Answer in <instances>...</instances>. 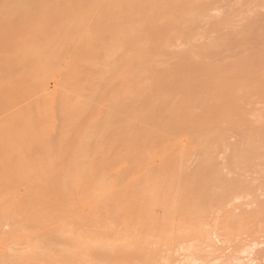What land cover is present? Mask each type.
<instances>
[{"label": "bare ground", "instance_id": "obj_1", "mask_svg": "<svg viewBox=\"0 0 264 264\" xmlns=\"http://www.w3.org/2000/svg\"><path fill=\"white\" fill-rule=\"evenodd\" d=\"M213 1L0 0V264H23V242L29 255L155 264L161 242L174 253L171 223L204 245L203 218L252 196L230 176L262 162L264 137L240 129L263 124L264 36L258 52L231 55L259 20L224 12L248 28L211 24ZM229 132L242 136L230 151ZM153 210L171 227L155 242L143 230Z\"/></svg>", "mask_w": 264, "mask_h": 264}, {"label": "rangeland", "instance_id": "obj_2", "mask_svg": "<svg viewBox=\"0 0 264 264\" xmlns=\"http://www.w3.org/2000/svg\"><path fill=\"white\" fill-rule=\"evenodd\" d=\"M220 0H214L213 2L214 3H216V6L218 5V4H220V2H219ZM224 1V0H223ZM222 0H221V4L220 5H218L216 8H215V4H214V6H213V8L211 7L210 8V10H213L214 9V11L212 12L213 14H211V12H210V16L212 17V16H214L215 18H211V20H210V22H211V24H213L214 23V21H216V23H217V21H220L221 20V22H223V17H224V22H226V20H228L229 22H230V24H232L233 22H231L232 20L231 19H226L225 20V16H227L226 14L228 13H230L231 12V14L234 16V14H235V16H238L239 15V13L242 11L243 13H244V11L246 12H248V14L249 15H247L250 19L248 20V21H250V23H251V19L253 20L254 18L255 19H257V21L259 20V23L257 24V23H254V30H252V31H248L247 30V32L249 33L247 36H245V34L244 33H241L244 37H245V39H238V41H239V43H241L242 45L244 44V42H245V44H247V46L245 45H243L244 47H246L245 49L242 47V45H241V47L242 48H238V47H240V46H237L236 47V45L238 44L239 45V43H238V41H237V39L236 40H231V43L234 45L235 44V48L233 49L232 48V46L233 45H231V49L229 48L228 50H230V53H231V55H234V54H236V55H240V54H243L242 56H244V55H247V52H248V55H250V54H254V53H256V52H258V50H260V48H258V44H259V40L260 39H263V38H261V36H264V19L262 18V16L264 17V0H246V1H248V6H246V4H245V9H244V7H242L243 6V4H244V2H242L241 0V2H238V0L236 1V0H228L229 2H230V6H229V9H228V7L226 8V6L227 5H229V3H228V1L227 0H225L224 2H223ZM231 1H233V4H231ZM245 1V0H244ZM212 2V3H213ZM217 2H219V3H217ZM224 3H225V8H224ZM258 4V6L260 7V5H262L260 8L259 7H257V8H259V9H257L256 8V6H257V4ZM249 4H251L250 6H249ZM232 5L235 7L236 6V9H237V12H236V10L235 11H233V9H235V8H233L232 7ZM237 5H239L238 7L239 8H237ZM252 5H255V6H253V7H251ZM211 6V5H210ZM220 6V7H219ZM219 7V9H217ZM230 7H231V10H230ZM249 7V8H248ZM250 7H251V10H250ZM242 8V9H241ZM256 11L255 13H253V9ZM256 8V9H255ZM239 9V10H238ZM241 9V10H240ZM244 9V10H243ZM252 12V14H251V12ZM216 11V12H215ZM228 11V12H227ZM234 13H233V12ZM257 11H258V14H257ZM221 12L223 13V15H224V12L226 13L224 16H221ZM236 12V13H235ZM250 12V13H249ZM259 12H260V14H261V16L259 15ZM215 13V14H214ZM237 13H238V15H237ZM244 14H246V13H244ZM251 14V15H250ZM254 14V15H253ZM255 14H256V17H258L259 16V18H256L255 17ZM231 15V16H232ZM217 16H218V18H217ZM219 16H220V19H219ZM233 16H232V18H233ZM247 16H242V17H244L245 19L243 20L244 21V23H243V21H240L241 20V16H240V19H238L239 20V23L240 22H242L240 25H239V23L237 24V25H235V21H236V18H238V17H236V18H233V20L235 19V21H234V23L232 24L233 25V29H234V26H236L237 28L238 27H240L238 30L236 29V32H239L240 30H243L244 29V27H246L247 26ZM254 16V17H253ZM221 17H222V19H221ZM229 18H231L230 16H229ZM213 19H214V21H213ZM215 19H219V20H215ZM255 19H254V21H255ZM245 21H246V23H245ZM261 21V22H260ZM237 22V21H236ZM256 22V21H255ZM220 23V22H219ZM219 23H217V24H214V25H220ZM249 23V24H250ZM248 24V25H249ZM260 24V25H259ZM232 25H231V27H232ZM245 25V26H244ZM259 25V27H261V33L259 34V31H257V29L259 28H257L256 26H258ZM243 28H242V27ZM247 28H248V26H247ZM260 29V28H259ZM245 30V29H244ZM235 31V30H234ZM243 32V31H242ZM246 33V32H245ZM262 33H263V35H262ZM247 34V33H246ZM251 34H252V36H251ZM258 34V37H256L255 38V41H256V39H257V42L255 43V41H254V35H257ZM241 35V36H242ZM249 36H251V38H249ZM247 37H248V41H247ZM253 37V38H252ZM243 38V37H242ZM253 39V40H252ZM251 40L252 41H254V42H251ZM244 41V42H243ZM251 42L250 43V45H249V43L248 42ZM264 42V41H263ZM262 42V43H263ZM248 45L251 47V49H249V47H248ZM258 45V46H257ZM263 45V44H262ZM262 45H261V47H262ZM253 47V48H252ZM255 48H257V49H255ZM248 49V50H247ZM235 50V51H234ZM254 50H255V52H254ZM231 51H234V52H231ZM247 51V52H246ZM229 52V51H228ZM227 53V52H226ZM230 53H227L226 55H230ZM224 56H225V54H224ZM226 59L228 58L227 56L225 57ZM232 58V57H231ZM230 58V56H229V58L228 59H231ZM52 87H53V85H52V83L50 82V83H48V85H47V90L48 91H51L52 90ZM259 105V104H258ZM260 105H261V107H264V105H262L261 103H260ZM260 105H259V107H260ZM257 106V105H256ZM255 109H256V107H254ZM257 110L260 112V110L258 109V106H257ZM264 109H262V111H263ZM251 116H249V118H250ZM254 117V116H253ZM256 117V116H255ZM255 117H254V122H255V120L256 121H258V123H256L255 122V124H257V125H254L253 123L254 122H252V125L253 126H257V127H255V128H249V130H247V129H245V127H243L244 128V130H243V128H241L240 129V131L242 132V134H244L245 133V135H251L250 133L251 132H257L258 131V135L256 134L255 135V133H254V135L256 136V137H258V139H259V137H260V139H262V136L264 137V118L263 117H261V119H263V124L262 123H260L259 122V120L256 118L255 119ZM258 118H260V116H258ZM252 119V118H251ZM251 119L248 121V122H250L251 121ZM253 121V120H252ZM261 121V120H260ZM260 124V126H258ZM261 124H262V126H261ZM248 126H246V128H247ZM259 128V129H258ZM250 131V132H249ZM241 132H237L236 131V133H241ZM246 132H249V133H246ZM259 132H261V134L259 133ZM229 133H232V135H231V138L229 137L228 138V145H229V147L227 148L229 151H230V149L232 148V147H234V146H236L237 145V143H238V141L240 142V140H241V138H242V136H241V134L240 135H238V134H233V132H229ZM234 133H235V131H234ZM252 133V134H253ZM237 135L239 136V139L237 138ZM244 135V136H245ZM234 136H236L235 138H234ZM240 136H241V138H240ZM252 136V135H251ZM256 137H254V139L256 140V141H260V140H257L256 139ZM264 139V138H263ZM263 143H264V140H263ZM258 145V144H257ZM261 145H262V143H261ZM264 145V144H263ZM260 146V145H259ZM262 147V146H261ZM260 147V148H261ZM227 151V150H226ZM260 151V152H259ZM259 155H260V157H262V162L260 163L258 160L259 159H261V158H259V159H257V160H255L254 161V163H253V166H251V167H249L246 171H245V173H244V179H243V174L241 175V176H239V177H236V176H230V177H233V178H235V179H238V181H239V179H242V180H244V181H246V185L247 184H249L248 186H246L245 185V187L244 186H242V188L244 187V189L246 190H244V192L247 194V193H249L248 194V196H251L250 198L249 197H247V195H243V194H240V195H238V196H236V197H233V198H235V200L234 199H232V200H234L233 201V203L229 200V203L228 202H225L220 208H218V209H214L210 214H211V216H209V218H208V215H207V217H206V219H205V217L203 218V221H202V223H203V226L205 225V227H204V230H202L201 228V230L204 232L205 231V233H206V235H203L202 234V237L203 238H205L204 236H206L207 237V235L208 236H210L211 235V237H208V238H210L209 239V241H208V239L206 240V238L205 239H201V237H199V239H198V241L197 242H201V241H203L204 242V240H206V242H204V245H203V243H202V245H201V247L200 246H198V248H197V245H199V244H201V243H197V245L196 246H192L193 244V242L192 243H190L191 241H194L193 239H195L196 238V240H197V234H195L196 235V237L195 238H193L194 236L192 235V238H191V234H190V236H189V238L187 239V235H188V232H187V234H186V236L185 235H183V233L182 232H184L185 231V229H184V227H183V225H179V224H177L176 222L174 223V225L171 223V227H173V229L170 231V233L169 234H172V236L174 237V235H175V237L178 239V240H176L175 239V237H174V239H172L173 237L171 236V237H169V241H172V245H174V243L176 242V248L174 247L173 248V254H167V252H171V251H168L167 250V252H165L164 253V251L166 250V248H167V246L165 247V243L164 242H161V243H163L162 244V246H164V247H162V248H159V249H161L162 250V252L160 253V258L161 257H165L164 259L162 258V260H164V261H161V259L157 262V263H155V264H199V262H200V264H264V208L262 209H260V206H264V195H261V196H259V194H261L260 192H259V190H261V192L263 191L262 190V187H264V182L261 180V179H264V161H263V159H264V151H263V149L261 150V149H259ZM228 152V151H227ZM230 153V152H229ZM254 167V168H253ZM257 168V170H253V169H256ZM251 170V171H250ZM259 170H260V172H259ZM254 172V174H253V172ZM255 172H258V174H255ZM249 176H251L250 178H249ZM247 177V178H246ZM248 180H246V179ZM261 180V181H260ZM258 182V183H257ZM243 184H244V182H243ZM256 184V185H255ZM263 184V185H262ZM239 185H242L241 184V182L239 183ZM254 185V186H253ZM262 185V186H261ZM253 186V187H252ZM240 187V186H239ZM248 191H250V192H248ZM241 192V191H240ZM242 192H243V189H242ZM241 192V193H242ZM243 192V193H244ZM257 193H259L258 195H257ZM262 194H264L263 192H262ZM246 196V197H245ZM260 198H259V197ZM254 197V198H253ZM252 198V199H251ZM256 199H258V203H253V201H256ZM259 199H262L261 201L262 202H259ZM237 200H239V201H237ZM258 206V207H257ZM222 209V210H221ZM256 209V210H255ZM257 209H259V210H257ZM218 210H221L222 212H220L221 214H219V212L218 213H216V211H218ZM160 211V210H159ZM158 210H153V211H151L149 214H150V218H151V216H153V217H155V219H157V220H159L160 222L162 221V222H164V224L163 223H160V226L159 225H157V222L155 221V219H154V222H156V225L157 226H153L154 225V222H153V225H152V218L151 219H149V224L147 223V227H151L150 229L149 228H147L146 230H145V228L143 229L144 230V232H148V230H149V234L151 235V236H156V237H158L157 239L159 240L161 237L160 236H162L163 237V235H162V232L163 233H168L169 232V230L171 229V227L169 226V224H168V226H166V227H170L169 229H167L168 230V232H167V230H165L164 228H162V227H164L165 225H167L166 223H168V222H166L164 219H163V216L162 215H160L162 212L160 211L159 212ZM258 211V212H257ZM152 214V215H151ZM209 214V215H210ZM221 215V216H220ZM242 215V216H241ZM255 215H256V217H255ZM243 217V218H241V217ZM210 217L212 218V222H211V224H207L206 223V220H207V218H208V220L210 219ZM221 217V218H220ZM246 219H245V218ZM216 218H217V220H216ZM220 218V220H218ZM241 218V219H240ZM247 218H248V220H247ZM256 218V219H255ZM207 220V222L209 223V221ZM222 220H224V221H222ZM249 220H250V222H249ZM210 221H211V219H210ZM225 221H226V223H225ZM214 222H216L215 224H216V226H217V224H219V227H220V229H219V227L217 226H215V229L216 228H218V230H216L215 231V229H214V226H213V223ZM158 223V224H159ZM223 223H224V226H223ZM251 225L252 223H254V224H252L251 226L249 225V224ZM206 224H207V226H206ZM248 224V225H247ZM152 225V226H151ZM173 225V226H172ZM226 225V226H225ZM175 226H181L184 230H182V232L179 230V229H181L180 227H178L179 229H177V227H175ZM240 226H243V227H240ZM174 227L176 228L175 229V232L173 231L174 230ZM186 227H187V225H186ZM206 228V229H205ZM237 228V229H236ZM163 229V231L161 232V230ZM186 229H188V230H194V228H190V227H187ZM228 229H229V231H228ZM165 230V231H164ZM177 230V231H176ZM187 230V231H188ZM201 230H199L198 232H201ZM236 230L238 231V232H236ZM240 230H242V231H240ZM2 231H3V234H2ZM4 231H6V232H4ZM7 231H8V229H7V227H3V226H0V239H2L3 241H4V239H5V233H7ZM196 231V230H195ZM240 231V232H239ZM213 232H217V233H221V234H219V236H221V237H218V235H216L215 236V233H213ZM195 233V232H194ZM39 234H42V233H39ZM153 234V235H152ZM174 234V235H173ZM176 234L178 235V237L176 236ZM184 234H185V232H184ZM193 234V233H192ZM166 235V234H165ZM164 235V236H165ZM198 235H201V234H198ZM184 236L186 237V239L184 238ZM223 236V237H222ZM154 237H153V240H154V242H155V240H157L156 239V237H155V239H154ZM181 239H180V238ZM4 238V239H3ZM164 238V237H163ZM171 238V239H170ZM190 238L192 239V240H190ZM230 238V239H229ZM167 239V238H166ZM165 239V240H166ZM179 239H180V241H179ZM152 240V238H151V241H153ZM168 240V239H167ZM184 241V243H183V241ZM187 240H189V241H187ZM3 241H0V249H1V244L3 243ZM168 241V242H169ZM211 244H209L208 242ZM154 242H153V245H154ZM168 242H166V243H168ZM189 242V243H188ZM19 243V242H18ZM21 243H22V241H21ZM25 242H23L22 243V247H17L18 245H16L15 244V246H14V249L17 247V248H19V250H16L15 249V251H16V254L19 256V257H21V261H22V263L23 264H87V263H91V264H93L95 261L94 260H92V259H90V258H80V257H71V258H62V257H51V256H47V255H29V252L27 251V254H25V251H26V244H25V246L23 245ZM160 243V244H161ZM196 243H195V241H194V245H195ZM205 244H209L208 245V249L206 248V245ZM19 245V246H20ZM152 245V246H153ZM156 245V244H155ZM179 245V246H178ZM159 246V245H158ZM157 246V247H158ZM191 246V250L189 249V247ZM204 246H205V250H204V252H203V250L201 251V249H203L204 248ZM209 246H211V248L209 247ZM24 247V248H23ZM26 247V248H25ZM156 247V248H157ZM160 247V246H159ZM169 247V246H168ZM197 248V251H195L196 249L195 248ZM199 247H200V251H199ZM20 248H21V250H20ZM172 248V247H171ZM152 249H153V247H152ZM154 249H155V246H154ZM169 249V248H168ZM1 251V250H0ZM18 251V252H17ZM196 253H195V252ZM205 251H208L207 253L205 252ZM21 252V253H20ZM23 252H24V254H23ZM163 253V254H162ZM172 253V252H171ZM167 255H169L168 257H167ZM173 255V256H172ZM194 255V256H193ZM114 256V257H113ZM116 256V257H115ZM171 256V257H170ZM110 258V260L111 261H115V260H117L118 259V255H116V254H111V256H109ZM114 259H113V258ZM167 258V260H165ZM196 259V261H198L197 263H192L191 262V260L193 259V260H195ZM125 261H130V259H124ZM105 261V260H104ZM195 261V262H196ZM103 264H105V263H103Z\"/></svg>", "mask_w": 264, "mask_h": 264}]
</instances>
